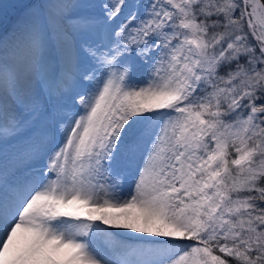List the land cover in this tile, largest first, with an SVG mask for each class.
<instances>
[{
    "label": "snow or ice",
    "instance_id": "snow-or-ice-1",
    "mask_svg": "<svg viewBox=\"0 0 264 264\" xmlns=\"http://www.w3.org/2000/svg\"><path fill=\"white\" fill-rule=\"evenodd\" d=\"M0 264H264V0H0Z\"/></svg>",
    "mask_w": 264,
    "mask_h": 264
}]
</instances>
